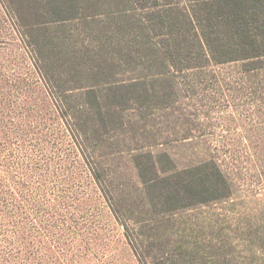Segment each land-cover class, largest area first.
Returning <instances> with one entry per match:
<instances>
[{
	"label": "rangeland",
	"instance_id": "rangeland-1",
	"mask_svg": "<svg viewBox=\"0 0 264 264\" xmlns=\"http://www.w3.org/2000/svg\"><path fill=\"white\" fill-rule=\"evenodd\" d=\"M47 1L0 0V264H264V57L168 64L126 0Z\"/></svg>",
	"mask_w": 264,
	"mask_h": 264
},
{
	"label": "trees",
	"instance_id": "trees-1",
	"mask_svg": "<svg viewBox=\"0 0 264 264\" xmlns=\"http://www.w3.org/2000/svg\"><path fill=\"white\" fill-rule=\"evenodd\" d=\"M47 2L56 6L64 4L62 0ZM68 2L77 9L76 0ZM126 3L135 6L117 15L112 21L116 22L111 26L113 32L123 42L128 38L159 48L165 63L174 65L179 57L202 66L264 57V0H126ZM59 10L50 15L57 22L78 19V9L70 15ZM104 15L83 19L94 21ZM124 31L127 32L122 36ZM34 46L38 51L36 43ZM95 178L100 183V178L96 175Z\"/></svg>",
	"mask_w": 264,
	"mask_h": 264
}]
</instances>
